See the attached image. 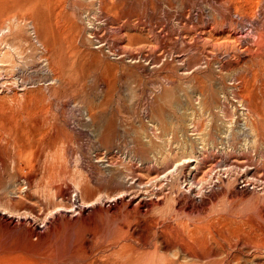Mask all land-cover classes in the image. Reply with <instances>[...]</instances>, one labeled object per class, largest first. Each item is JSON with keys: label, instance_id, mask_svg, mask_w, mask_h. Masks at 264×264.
Masks as SVG:
<instances>
[{"label": "rangeland", "instance_id": "1", "mask_svg": "<svg viewBox=\"0 0 264 264\" xmlns=\"http://www.w3.org/2000/svg\"><path fill=\"white\" fill-rule=\"evenodd\" d=\"M0 264H264V0H0Z\"/></svg>", "mask_w": 264, "mask_h": 264}, {"label": "built area", "instance_id": "2", "mask_svg": "<svg viewBox=\"0 0 264 264\" xmlns=\"http://www.w3.org/2000/svg\"><path fill=\"white\" fill-rule=\"evenodd\" d=\"M237 18V20L239 21L241 18L240 17H236ZM241 27H243L244 28V31L245 32H247V34L249 33V34H251L252 32V25L250 24V23H248L247 21H245L244 23L242 22V24H241ZM247 34H245V35H247Z\"/></svg>", "mask_w": 264, "mask_h": 264}, {"label": "bare ground", "instance_id": "3", "mask_svg": "<svg viewBox=\"0 0 264 264\" xmlns=\"http://www.w3.org/2000/svg\"><path fill=\"white\" fill-rule=\"evenodd\" d=\"M84 111V110H83ZM84 112H86L87 113V117H89V110L88 109H86ZM90 118V117H89ZM89 121V120H88Z\"/></svg>", "mask_w": 264, "mask_h": 264}]
</instances>
